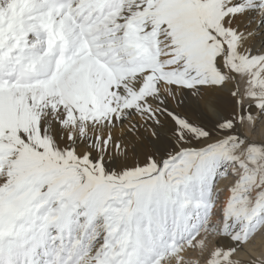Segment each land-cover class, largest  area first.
<instances>
[{"label": "snow or ice", "instance_id": "6c2138e0", "mask_svg": "<svg viewBox=\"0 0 264 264\" xmlns=\"http://www.w3.org/2000/svg\"><path fill=\"white\" fill-rule=\"evenodd\" d=\"M205 89L215 136L169 108ZM261 117L264 0H0V264H264Z\"/></svg>", "mask_w": 264, "mask_h": 264}, {"label": "bare ground", "instance_id": "6f19581e", "mask_svg": "<svg viewBox=\"0 0 264 264\" xmlns=\"http://www.w3.org/2000/svg\"><path fill=\"white\" fill-rule=\"evenodd\" d=\"M260 43L261 42L259 40L256 41L257 48L260 47ZM210 91L211 90L205 89L198 97H195L188 94L185 90H181L177 94V99L182 100L183 102L178 104L170 99L169 108L170 110H173L179 115L187 118L190 122L212 130L215 136L217 134L215 132L216 123L219 120H221V118L230 117L235 109H234V101L232 97L229 95L227 90H217L211 96L209 95ZM209 100H213L215 102L216 111H211L209 109ZM188 111H192L194 115L192 116L191 114L187 113ZM252 111L255 115L256 110L253 109ZM198 118L199 119L203 118L205 120H208L210 124H212V126L200 124L198 122L199 120ZM132 119L139 120V117L133 116ZM127 126L128 125L126 123L124 125V128L127 129ZM172 127H173V122L171 121V119L165 117L163 120V126L160 129V140L155 144V147L161 150V154H163L164 150L168 146V138L171 136L170 130ZM242 131L245 135H248L247 127L243 126ZM119 134H120V130L118 129L116 131V135ZM256 140H263V139L256 138ZM136 145H137L136 153H132L130 151L127 161H125L123 157L113 155L112 161L109 163V165L112 164L114 166L113 167L114 170L119 171L120 168L125 163H127L128 166H132L137 162L143 163L146 156L151 154L154 150L153 139L150 133L145 131L143 128L140 129L139 133L136 136ZM157 158L159 159V156H157ZM229 173L230 174L227 176V178L221 179L217 185L218 189L221 190V194H220L221 200H223L224 197L227 195V188L230 187L232 182H234V180L236 179L234 175H231V168L229 169ZM232 177H234V179H232ZM213 219H215V217ZM197 239H199V237ZM221 243L226 245L228 241L223 240L221 241ZM212 246L213 243L210 242L209 247L211 248ZM248 251L252 252V254L255 257L264 258V235L259 236L258 234L254 244L249 247ZM189 252H191V254L194 253L193 254L194 259H191L194 262V264H205L206 254L202 256L200 254L199 249H188L185 252L186 257L189 255ZM237 258H240L245 261L249 259L248 255L245 252L237 253Z\"/></svg>", "mask_w": 264, "mask_h": 264}, {"label": "rangeland", "instance_id": "374dc122", "mask_svg": "<svg viewBox=\"0 0 264 264\" xmlns=\"http://www.w3.org/2000/svg\"><path fill=\"white\" fill-rule=\"evenodd\" d=\"M187 113L191 114L192 116L194 115V113L192 111H188ZM198 122L200 124H203V125H210V126H212V124H210V122L208 120H205L203 118L199 119ZM244 127H247V130H248V135H246V136L250 137L252 140H256V138H260V139L262 138L264 140V117H261L260 120L258 121V124H257V127H256L255 131L253 130L252 125L250 123H248L247 121L245 122ZM108 167L110 169H114L113 168L114 166L112 164H110ZM232 179H234V177H232ZM261 232L262 233H259V236H263L264 235V230H262ZM193 254L194 253L191 254V252H189V255L187 256L188 259H190V260L191 259H194L193 258L194 257Z\"/></svg>", "mask_w": 264, "mask_h": 264}]
</instances>
